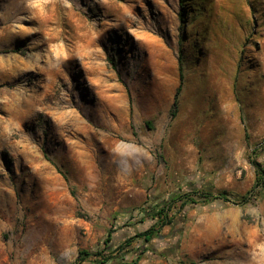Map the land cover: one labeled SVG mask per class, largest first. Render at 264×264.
<instances>
[{"label": "rangeland", "instance_id": "1", "mask_svg": "<svg viewBox=\"0 0 264 264\" xmlns=\"http://www.w3.org/2000/svg\"><path fill=\"white\" fill-rule=\"evenodd\" d=\"M181 1L0 0V264H71L116 223L118 245L186 179L252 188L264 0ZM261 188L177 204L162 233L178 254L156 238L138 264H264Z\"/></svg>", "mask_w": 264, "mask_h": 264}, {"label": "trees", "instance_id": "2", "mask_svg": "<svg viewBox=\"0 0 264 264\" xmlns=\"http://www.w3.org/2000/svg\"><path fill=\"white\" fill-rule=\"evenodd\" d=\"M181 6L185 4L184 1H181ZM183 16V13H180V17ZM183 78V67L180 66V79ZM181 91V86L178 87L177 95ZM173 115H175L173 113ZM147 124L150 125L151 122L147 121ZM258 164L257 168V179L252 188L244 195H240L234 192H229L228 190H222L216 192L214 190V185L206 181L204 179L200 180H183L177 188L169 195L164 197L155 198L154 202L148 203L146 208H144L142 212V220L144 221L147 217H150L155 220V222L147 229L140 231L135 234L129 235L124 242L115 245L114 233L116 228L121 225L119 223L112 224L107 234L104 238V246L102 248L97 249L96 251H91L87 249H82L79 251L78 258L71 264H82L83 262L88 261L91 256H95L97 258L91 260L90 264H108L116 259H124L123 264H138L141 258L147 253V251L151 250V245L149 243L158 238L163 239L166 237H172L175 239L176 251L178 254L177 248L179 246V238H174L176 234L173 232L165 235L162 233V229L165 226L172 225L175 217L171 214L173 208L177 207L179 204V208L188 211L193 205L205 206L208 204H212L218 202L219 200L223 201H238L239 202H247L251 195H256L254 192L257 191L258 187L261 185L262 188L257 195L258 199H262L264 196V169L261 168ZM182 228H180L181 231ZM178 234V233H177ZM137 238L143 239L140 247L135 249L136 256H126L128 253L127 248H129L133 241ZM129 251H133L130 249Z\"/></svg>", "mask_w": 264, "mask_h": 264}, {"label": "crops", "instance_id": "3", "mask_svg": "<svg viewBox=\"0 0 264 264\" xmlns=\"http://www.w3.org/2000/svg\"><path fill=\"white\" fill-rule=\"evenodd\" d=\"M126 227H127V226H125V225H123V224H122V225H119V226L117 227V231H115V233H118V232L123 231V229H126ZM125 234H126V233H125ZM120 237H121V238L116 239V237H115V235H114V238H115V242H116V243L122 241V239H123L122 237H125V235H121Z\"/></svg>", "mask_w": 264, "mask_h": 264}]
</instances>
